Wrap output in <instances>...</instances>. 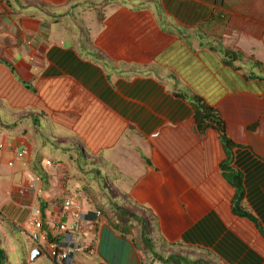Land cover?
<instances>
[{
  "label": "crops",
  "instance_id": "1",
  "mask_svg": "<svg viewBox=\"0 0 264 264\" xmlns=\"http://www.w3.org/2000/svg\"><path fill=\"white\" fill-rule=\"evenodd\" d=\"M190 59L199 84L178 70ZM0 74L33 93L32 83H61L68 105L86 107L88 119L101 113L79 134L84 142L91 130L92 154L122 173L113 184L125 187L134 214L157 221L154 251L184 248L186 260L206 264H264V214L238 163L249 154L264 166V0H0ZM198 105L219 116L235 145L230 168L243 176L241 206L254 223L231 213L234 190L219 170L225 154L214 129L196 130ZM33 136L0 129V209L19 214L15 224L37 249L45 234L62 243L58 226L71 218L59 215L57 181L42 190L26 179L33 171L46 182L52 166L35 157ZM43 207L45 230L31 222L32 208ZM94 228L77 235L70 264H163L147 259L133 230L122 236L99 217ZM171 255L179 252L163 258Z\"/></svg>",
  "mask_w": 264,
  "mask_h": 264
},
{
  "label": "rangeland",
  "instance_id": "2",
  "mask_svg": "<svg viewBox=\"0 0 264 264\" xmlns=\"http://www.w3.org/2000/svg\"><path fill=\"white\" fill-rule=\"evenodd\" d=\"M84 29L86 28L83 27V32ZM172 58H175V56ZM172 58L169 59L171 65L177 62L180 57L178 59ZM196 62L197 64L198 62L202 63L200 59H197ZM166 64L168 65V63ZM194 66L195 61L190 59L187 64L182 66L178 64V70L191 80L194 79L195 84H199L200 80L195 77L197 75L194 76V74L188 71L189 68ZM245 66L247 70L249 65ZM249 70H251L249 73L252 72L257 77H261L263 74L258 67L255 69L250 68ZM15 83L13 79L9 80L5 75L0 74V129L6 135H13L16 131L20 130L25 133L28 129L30 133H33V137L37 141L35 157L40 156L42 159L41 162H49L50 165L52 164L51 168L46 170V174H43L46 182H44L40 173L32 171L31 174L26 175V179L31 181L29 183L30 186L35 187L34 185H36L38 187L40 185L43 190L47 187L48 179L57 181L55 187L62 191L60 194L62 199L60 201L58 200L59 202L57 201L60 205H62V201L70 198L75 206L78 203L83 210L93 211L92 213H96L100 219L107 218L112 225L122 226V224L129 223L131 225L130 230H133L140 236L139 225L134 221L130 222L123 217L121 218L114 210V206H118L125 212L137 216L134 214L135 211L130 208L131 202L127 199L128 197L124 191L125 187L113 184V182L120 178L119 176L122 173L117 168L115 169V167L108 165L101 157L96 158L92 154L90 145L86 144L91 139H94L91 137V130L89 131L90 137L83 138L84 142L80 136V126H82L81 129H86V127L90 128L89 123L92 120L91 117L96 118L94 122L97 119L99 121L101 113L100 116H97V114L88 119L85 111L86 107L81 111L79 106L74 109L73 106L68 105V101L64 97L66 94L60 91V89H63L61 83L50 85L49 83L43 82L40 87L32 83L31 86L35 90V93L31 91L27 92L21 85L16 86ZM249 88L253 87L250 86L247 90ZM185 91L188 96L191 95L190 90L185 89ZM61 127L63 130H61ZM36 163L38 164V162ZM152 163H155V161ZM16 209L21 211V208ZM17 215V217H14L12 212L8 213L0 209V249L6 255L7 260L5 264H28L29 253L34 249V243L27 236L29 232H26L21 225L15 224L21 222L19 214ZM147 215L146 217L140 218L148 226L150 241L154 239L155 244H158L157 242L159 240L154 238L158 232L157 221L149 217L150 213H147ZM7 217H10L13 222L7 219ZM85 231L82 232L81 238H83ZM138 243L141 245L142 252L146 254L147 259L153 262L155 259L147 252L142 243H140V237ZM36 244L37 248L41 247L43 254L30 264H50V260L45 253V243L41 241ZM80 245L77 250L81 248L84 250L83 244ZM158 245L161 244L159 243ZM153 246L154 243H152ZM167 250L154 251L153 247V251L162 257L175 251L179 252V256L184 255L183 257L187 259L186 249L184 248L180 250L177 248ZM190 252L196 254V251Z\"/></svg>",
  "mask_w": 264,
  "mask_h": 264
},
{
  "label": "trees",
  "instance_id": "3",
  "mask_svg": "<svg viewBox=\"0 0 264 264\" xmlns=\"http://www.w3.org/2000/svg\"><path fill=\"white\" fill-rule=\"evenodd\" d=\"M194 111L195 128L198 132L202 133L205 129L212 128L218 134L219 143L225 154V159L219 164V170L224 181L234 190L230 203L231 213L235 217L245 218L254 223L253 217L243 210L241 206L244 198V188L241 182L243 176L239 173H234L230 168V162L232 161L231 151L235 148V145L226 136L223 122L212 109L207 108L204 105L196 106ZM238 163L241 167H244V172L247 173V183L250 184L252 191L250 197L253 199L254 205L258 207L259 211H263L262 213L264 214V166L257 158H253L249 154H245L244 157L238 158ZM43 209L44 207L40 208L41 230H45L41 213V210L43 211ZM114 210L121 218L123 217L130 222L134 221L139 225L140 243H142L147 252L151 254L156 261L163 264H206L199 261H188L184 257L178 255H171L164 259L153 251L152 243L148 236V226L143 219L125 212L118 206H114ZM262 216L264 219V215ZM86 218L93 219L94 216L88 213ZM120 226L121 225H113V228L120 233V235L125 236L130 233L131 225L129 223ZM45 238L48 241L58 242V240H51L48 234H45ZM5 262L6 255L4 251L0 249V264H5Z\"/></svg>",
  "mask_w": 264,
  "mask_h": 264
},
{
  "label": "built area",
  "instance_id": "4",
  "mask_svg": "<svg viewBox=\"0 0 264 264\" xmlns=\"http://www.w3.org/2000/svg\"><path fill=\"white\" fill-rule=\"evenodd\" d=\"M3 149V145L0 144V151ZM25 154V151H16V157L21 158ZM49 164V162H47ZM39 210L32 208V216L31 222L37 228L40 229V220L37 219L39 215ZM88 213L83 214L79 207L73 203L72 200L67 199L62 201V205L60 206V217L71 218V222H67L65 225L61 223L58 226V231L64 234L67 238L61 243H53V242H46L45 249L47 254L54 259L56 264H70L69 255L71 254L72 250L76 248V237L78 234H82L84 230L93 232L94 231V224L95 219L98 218L96 213H93V219L86 218ZM75 235V236H74ZM74 251V250H73Z\"/></svg>",
  "mask_w": 264,
  "mask_h": 264
},
{
  "label": "clouds",
  "instance_id": "5",
  "mask_svg": "<svg viewBox=\"0 0 264 264\" xmlns=\"http://www.w3.org/2000/svg\"><path fill=\"white\" fill-rule=\"evenodd\" d=\"M90 214H93V213H90ZM38 216H40V210H39V215H38ZM40 224H41V220H40ZM40 229H41V225H40ZM42 242H44V243H46V242H50V243L53 242V243H54V241H48V240H46V238H45L44 240H42ZM55 243H56V242H55ZM33 250H35V249H33ZM33 250H32V251H33ZM37 250H39V252H40V256H42V254H43L42 251H43V250L41 249V247L37 248ZM32 251H31V252H32ZM31 252H30V254H31ZM45 253L47 254L46 249H45ZM40 256H39V257H40ZM47 256H48V258L51 260L52 264H56L53 258H51L48 254H47ZM37 258H38V257H37ZM6 260H7V258H6ZM29 260H30V255H29ZM33 261H35V259H34ZM33 261H32V262H33ZM5 263H6V262H5Z\"/></svg>",
  "mask_w": 264,
  "mask_h": 264
},
{
  "label": "water",
  "instance_id": "6",
  "mask_svg": "<svg viewBox=\"0 0 264 264\" xmlns=\"http://www.w3.org/2000/svg\"><path fill=\"white\" fill-rule=\"evenodd\" d=\"M39 256H40L39 250L35 249L30 254V260L33 261L34 259H36Z\"/></svg>",
  "mask_w": 264,
  "mask_h": 264
}]
</instances>
